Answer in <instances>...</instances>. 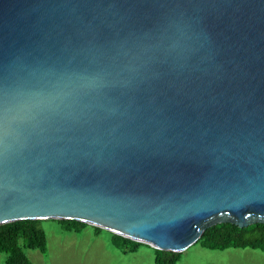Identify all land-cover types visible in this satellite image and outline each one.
I'll use <instances>...</instances> for the list:
<instances>
[{
    "label": "water",
    "instance_id": "1",
    "mask_svg": "<svg viewBox=\"0 0 264 264\" xmlns=\"http://www.w3.org/2000/svg\"><path fill=\"white\" fill-rule=\"evenodd\" d=\"M23 220L173 253L264 224V0H0V225Z\"/></svg>",
    "mask_w": 264,
    "mask_h": 264
},
{
    "label": "rangeland",
    "instance_id": "2",
    "mask_svg": "<svg viewBox=\"0 0 264 264\" xmlns=\"http://www.w3.org/2000/svg\"><path fill=\"white\" fill-rule=\"evenodd\" d=\"M42 229L47 236V250H26L33 264H155L154 249L142 246L137 252L123 253L115 248L109 231L96 235L92 226L79 232H68L53 220H44ZM6 255L0 253V264ZM177 264H264V252L260 250L227 249L210 250L194 244L184 252Z\"/></svg>",
    "mask_w": 264,
    "mask_h": 264
},
{
    "label": "trees",
    "instance_id": "3",
    "mask_svg": "<svg viewBox=\"0 0 264 264\" xmlns=\"http://www.w3.org/2000/svg\"><path fill=\"white\" fill-rule=\"evenodd\" d=\"M65 231L79 232L88 225L74 220H53ZM42 221L23 220L0 225V253L6 255L5 264H33L26 250H38L45 254L47 236L41 227ZM96 235L102 229L94 227ZM112 245L123 253H134L142 243L110 233ZM196 244L210 250L246 249L264 252V224L239 228L233 224H219L207 229ZM155 264H177L182 253L154 249Z\"/></svg>",
    "mask_w": 264,
    "mask_h": 264
}]
</instances>
